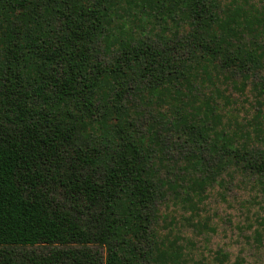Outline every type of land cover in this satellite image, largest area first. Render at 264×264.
Returning <instances> with one entry per match:
<instances>
[{"label":"trees","instance_id":"16d2710c","mask_svg":"<svg viewBox=\"0 0 264 264\" xmlns=\"http://www.w3.org/2000/svg\"><path fill=\"white\" fill-rule=\"evenodd\" d=\"M263 18L238 0H0V264H190L157 236L177 181L130 99L176 103L160 118L196 147L186 170H208L194 188L232 164L264 176L249 132L189 105L193 74L264 70Z\"/></svg>","mask_w":264,"mask_h":264},{"label":"rangeland","instance_id":"374dc122","mask_svg":"<svg viewBox=\"0 0 264 264\" xmlns=\"http://www.w3.org/2000/svg\"><path fill=\"white\" fill-rule=\"evenodd\" d=\"M230 1L220 0L222 4ZM238 2L247 9L256 7L264 14V0ZM134 27L139 38L146 34L143 39L149 41L155 36L145 33V26L138 23ZM187 27L182 25L183 34ZM257 29L260 43L264 45V18ZM190 81L194 90L190 106L210 101L211 113L224 117V130L229 134L247 131L252 138L246 142L253 150L264 149L263 69L252 72L245 81L238 73L218 72L211 66L210 76L204 72L193 74ZM242 82L246 84L245 89ZM146 96L150 99L147 104L130 99L133 116L142 132L153 127L164 130L160 141L162 177L177 181L175 186L166 189L164 199L158 204L160 219L155 227L158 238L169 247L177 242L184 248V259L190 264H264V176L244 168L241 163L232 164L203 190L194 188L190 176L203 177L208 170L203 167L186 170L187 156L196 147L181 132L166 130V122L160 118L174 115L176 103L169 96L162 99H157V95ZM258 114L260 120L256 118ZM258 126L263 130L260 138L254 131ZM238 141L241 144L240 138Z\"/></svg>","mask_w":264,"mask_h":264}]
</instances>
